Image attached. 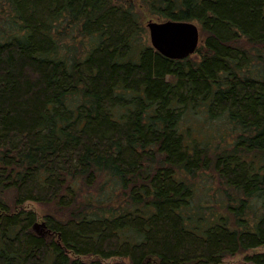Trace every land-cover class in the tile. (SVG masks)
<instances>
[{
  "label": "trees",
  "instance_id": "trees-1",
  "mask_svg": "<svg viewBox=\"0 0 264 264\" xmlns=\"http://www.w3.org/2000/svg\"><path fill=\"white\" fill-rule=\"evenodd\" d=\"M138 3L197 57L132 0H0V264H264V0ZM210 169L236 224L188 180Z\"/></svg>",
  "mask_w": 264,
  "mask_h": 264
},
{
  "label": "rangeland",
  "instance_id": "rangeland-1",
  "mask_svg": "<svg viewBox=\"0 0 264 264\" xmlns=\"http://www.w3.org/2000/svg\"><path fill=\"white\" fill-rule=\"evenodd\" d=\"M135 4L137 3V6L139 5L138 0H132ZM139 11L141 13V16L143 18L145 26H147V23L151 20L161 22L162 20L158 19L157 17L151 15L148 13V11L144 8H141L140 5L138 6ZM147 35L150 37V31L149 28H147ZM203 37V36H202ZM197 54H193L192 58H196ZM204 173V178H207V181L211 183V189L204 188L206 190L207 198L210 199V202L212 206L215 207L216 210L220 212H226L231 215L233 224H236V220L234 215L229 213L226 209H221V201H220V191L225 188L223 180L220 178L217 172L214 171V169L206 170V171H200L196 177H190L188 179L189 181L196 183H200V180L202 178L201 174ZM12 198V197H11ZM234 206V204H232ZM24 208L27 210H32L37 214V220L36 222L42 223L46 222L47 216H52L53 214L57 215V208L55 207L54 203H45V202H37V201H27L24 203ZM40 231H44L43 233H40L36 231L40 235H46L49 232H45L47 228H39ZM258 251H264V247L257 249ZM253 251H247V252H241L232 256H227L222 264H255L247 259V255L251 254ZM106 262L108 263H115V264H130V261L128 258H118L113 257L111 259H106Z\"/></svg>",
  "mask_w": 264,
  "mask_h": 264
},
{
  "label": "water",
  "instance_id": "water-1",
  "mask_svg": "<svg viewBox=\"0 0 264 264\" xmlns=\"http://www.w3.org/2000/svg\"><path fill=\"white\" fill-rule=\"evenodd\" d=\"M150 38L154 48L171 58H185L193 54L199 45V27L187 21H149ZM47 228L45 222L34 224L35 231ZM45 232H50L47 229Z\"/></svg>",
  "mask_w": 264,
  "mask_h": 264
}]
</instances>
